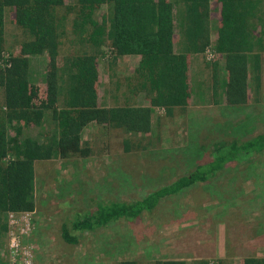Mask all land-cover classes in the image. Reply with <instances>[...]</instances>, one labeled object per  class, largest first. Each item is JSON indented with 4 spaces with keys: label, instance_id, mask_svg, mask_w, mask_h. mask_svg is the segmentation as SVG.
I'll return each mask as SVG.
<instances>
[{
    "label": "rangeland",
    "instance_id": "rangeland-1",
    "mask_svg": "<svg viewBox=\"0 0 264 264\" xmlns=\"http://www.w3.org/2000/svg\"><path fill=\"white\" fill-rule=\"evenodd\" d=\"M64 2L71 5L73 0ZM172 3L173 47L179 51L176 26L180 6ZM221 10V3L211 0L212 45L221 26ZM109 13L108 5L100 6L96 21ZM13 19V11L6 9L4 59L18 55L26 38ZM212 45L203 54L187 57V106L183 111L176 109L172 117L151 108L141 93L124 94L138 57L123 56L112 62L108 46L102 47L96 57V105H122L129 98L130 105L149 108L150 130L129 135L124 130L90 124L81 133L91 149L89 157L35 162V209L7 214L0 221V226L6 223L4 231L0 228V264H117L122 260L136 264L167 260L244 264L250 256L264 258V151L249 163L227 165L207 184H197L163 200L152 215H142L138 222L118 221L84 232L78 235L76 245L66 244L60 237L62 224L94 203L140 199L209 160L215 142L249 138L264 130V54L259 90L255 91L250 75L247 105L236 108L225 95L224 56L214 53ZM79 50L62 46L58 63L63 54ZM47 61L45 55L29 58V79L38 89L36 106L48 104L44 79ZM212 63H217L218 70L215 95ZM22 132L38 141L55 135L49 112L40 126H24ZM8 134H14L12 129ZM126 140L128 152L124 151Z\"/></svg>",
    "mask_w": 264,
    "mask_h": 264
},
{
    "label": "trees",
    "instance_id": "trees-1",
    "mask_svg": "<svg viewBox=\"0 0 264 264\" xmlns=\"http://www.w3.org/2000/svg\"><path fill=\"white\" fill-rule=\"evenodd\" d=\"M218 1L222 5L221 26L212 45L210 0H174L180 6L176 26L180 49L174 51L173 3L167 0H73L71 5L64 0H0V221L8 213L34 211L35 162L83 159L91 155L88 143L81 139L89 124L124 130L129 135L149 132V108L132 106L129 98L122 105L104 108L96 105V57L105 45L112 62L123 56L138 57L124 94H143L149 106L161 109L166 117L187 106V57L203 54L211 45L214 53L224 56L227 102L236 108L247 105L250 75L256 92L260 87L264 0ZM103 5L110 7V13L97 22L95 13ZM6 9L13 11V21L26 38L20 43L18 55L4 59ZM64 45L80 50L63 54L59 64L58 56ZM43 55L48 59L44 74L48 104L36 106L38 89L29 79V58ZM211 65L215 95L217 63ZM45 112H49L55 135L39 141L24 137L23 127L40 126ZM8 129H12V136ZM123 144L128 152L129 141ZM212 146L209 160L140 199L97 202L91 209L76 213L77 216L62 224L61 240L76 245L78 235L84 232L118 221L138 222L142 215H152L163 200L197 184L209 183L227 165L249 163L264 151V130L249 138L219 141ZM0 228L4 231L6 223ZM117 264L136 262L122 260ZM162 264L186 262L167 260ZM244 264H264V258L250 256Z\"/></svg>",
    "mask_w": 264,
    "mask_h": 264
},
{
    "label": "crops",
    "instance_id": "crops-1",
    "mask_svg": "<svg viewBox=\"0 0 264 264\" xmlns=\"http://www.w3.org/2000/svg\"><path fill=\"white\" fill-rule=\"evenodd\" d=\"M170 2L172 3V2H174V1L171 0ZM210 2H211V0H210ZM173 14H174V9H173ZM139 107H142V106H139ZM91 124H93V123H91ZM89 125H90V124H89Z\"/></svg>",
    "mask_w": 264,
    "mask_h": 264
},
{
    "label": "built area",
    "instance_id": "built-area-1",
    "mask_svg": "<svg viewBox=\"0 0 264 264\" xmlns=\"http://www.w3.org/2000/svg\"><path fill=\"white\" fill-rule=\"evenodd\" d=\"M9 215H12V214H14V213H8ZM15 214H21V213H15Z\"/></svg>",
    "mask_w": 264,
    "mask_h": 264
}]
</instances>
